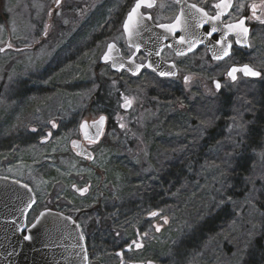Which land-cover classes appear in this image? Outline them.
<instances>
[{
  "label": "rangeland",
  "instance_id": "1",
  "mask_svg": "<svg viewBox=\"0 0 264 264\" xmlns=\"http://www.w3.org/2000/svg\"><path fill=\"white\" fill-rule=\"evenodd\" d=\"M129 1L0 0V176L34 193L29 223L51 209L99 239L139 235L140 252L92 264H264V78L113 72L100 61L111 42L128 52ZM106 80L112 103L96 100ZM103 114L89 162L70 143Z\"/></svg>",
  "mask_w": 264,
  "mask_h": 264
},
{
  "label": "flooded vegetation",
  "instance_id": "2",
  "mask_svg": "<svg viewBox=\"0 0 264 264\" xmlns=\"http://www.w3.org/2000/svg\"><path fill=\"white\" fill-rule=\"evenodd\" d=\"M220 2L221 0H153V7H141L140 13L142 17L138 26L143 31L144 18L150 17L149 19L154 28H160L150 30L149 27H146L149 31L146 34L152 36L153 50L160 51L159 58L161 62L168 65L171 64L177 70L178 76L175 79H182V82H193L194 77L186 75L184 73L186 69L184 68L191 66L193 69L202 70V68L211 66L216 71H221V78L225 82L227 79L230 80L228 73L232 68L244 65L250 66L259 72L260 75L257 79H250L243 77L241 72H238L237 79L242 76L243 79L258 82L264 78V71L254 65V59L251 60L255 54L254 39L258 35H261L259 38L264 36V23H261V21H264V0H231V8H215L214 5ZM135 3L136 0L126 2L120 18L122 36L128 50V54L126 51L121 50L125 59L131 58L134 54V50L128 46L127 33L124 31L123 25ZM191 5L202 8L208 13L209 17H215L220 12H223V14L219 20L207 19L201 12H197L196 8H192ZM252 5H256L255 15L252 13ZM178 18L180 23L176 25L173 31H168L165 27L161 28L164 25L171 26L176 24ZM240 20H244V26L249 29L247 34L249 48H243L237 43V40L240 42V39L244 36L242 33H238L236 29L228 28L229 24H237ZM201 21L205 22L201 23ZM213 27L216 29L214 32L212 31ZM222 41L223 43H221ZM227 44L232 46L229 50V55L220 61L213 60L212 53H214V56L220 54ZM190 45L191 51H189ZM211 50L214 51L211 53ZM135 62L146 66L148 62L147 54L144 51H140L135 58ZM143 71L151 70L144 68ZM215 82H218L221 86L219 80L213 81V85ZM86 145L90 150L91 144ZM82 233L86 241L89 264H92L94 259L106 260V262H111L114 259H124L126 255L138 253L141 249L137 241L138 234L135 240L118 241L115 238L99 239L105 233L100 229L94 235H89L86 231H82ZM129 264L149 263L131 261Z\"/></svg>",
  "mask_w": 264,
  "mask_h": 264
},
{
  "label": "water",
  "instance_id": "3",
  "mask_svg": "<svg viewBox=\"0 0 264 264\" xmlns=\"http://www.w3.org/2000/svg\"><path fill=\"white\" fill-rule=\"evenodd\" d=\"M144 20L143 31L137 26L131 39L127 34L128 46L134 50L133 56L125 59L121 48L111 42L108 44L100 64L110 65L115 73L127 72L134 77L139 76L144 68L155 72L160 78L177 77L178 72L175 67L161 62L160 51L153 50L152 36L146 34L149 32L146 27H149L150 30L160 28H154L149 18L146 17ZM109 45L115 46L111 52H109ZM239 45L249 48L248 35L240 39ZM140 51H144L148 56L146 66L135 62ZM213 51L211 50V53ZM212 54L213 60H218L215 59L214 53ZM105 55H108V60L104 59ZM220 60L222 59L218 61ZM252 70L256 71L253 68ZM162 73L164 74L162 75ZM237 74L238 72L235 73L236 77ZM241 75L252 79L259 77L246 76L242 72ZM228 78L231 81H236L229 75ZM217 83H214V87L219 90L216 87ZM129 108V104L125 105L124 111L127 112ZM101 117H104L102 125L98 123ZM85 124L86 127H82ZM106 126L107 115H101L95 121H83L80 125V139L71 141L70 147L78 156L92 162L94 155L86 144H98L105 133ZM36 203V197L28 186L0 176V264H89L85 238L80 226L73 218L47 209L41 212L44 213L42 217L40 213L35 221L30 226L28 225V215ZM38 218L39 223H36ZM27 235L32 236V239L26 240L24 237Z\"/></svg>",
  "mask_w": 264,
  "mask_h": 264
},
{
  "label": "snow or ice",
  "instance_id": "4",
  "mask_svg": "<svg viewBox=\"0 0 264 264\" xmlns=\"http://www.w3.org/2000/svg\"><path fill=\"white\" fill-rule=\"evenodd\" d=\"M148 7L151 8L153 7V0H136L135 6L131 9V11L128 13V17L126 22L123 25L124 31L128 34L129 39L132 38L133 34H134V30L135 28L138 26L139 22H140V18L142 17V14L139 12V9L141 7ZM192 8H196L197 12H201L203 14L204 17H206L207 19H220V16L223 14V12L218 13L215 17H209L208 13L205 12L202 8H197L196 5H191ZM215 8L217 9H228L232 7L231 4V0H221L220 3L215 4L214 5ZM252 13L253 15H255L256 13V5H252ZM150 18V17H149ZM257 19H259V17H257ZM205 21H201V23H203ZM180 23L179 18L177 19L176 24L168 26V25H164L163 27H165L168 31H173L176 27V25H178ZM261 23H264V21H261ZM229 29H236L238 30V33H242L244 36H247L249 29L247 27L244 26V20H240L237 24H229L228 25ZM212 31H216L215 27H213ZM223 43V41L221 42ZM237 43H239V40H237ZM114 45H109V52H111L112 48H114ZM231 44H227L223 50L221 51L220 54H218L217 56H215V59H223L225 56L229 55V50L231 49ZM189 51H191V45L189 46ZM182 54V53H181ZM105 60H108L109 57L108 55H105L104 57ZM237 72H242L244 75L248 76H259L260 73L253 71L252 68H250L248 65H244L242 68H232L231 71H229L228 75L233 79L236 80L237 77L235 75V73ZM164 73H162L163 75ZM216 87L219 89L220 85L219 83H217ZM127 104H130L131 101L130 100H126ZM104 121V117L100 118V121L98 122L99 124H103ZM53 127H55V124H53ZM82 127H86L85 125H82ZM33 131H35V129H33ZM83 191H87V189H83ZM44 215V213H41L40 216L42 217ZM155 215V213H154ZM36 223H39V218L37 219ZM33 227H35V224H33ZM26 240H31L32 236L27 235L24 237Z\"/></svg>",
  "mask_w": 264,
  "mask_h": 264
},
{
  "label": "trees",
  "instance_id": "5",
  "mask_svg": "<svg viewBox=\"0 0 264 264\" xmlns=\"http://www.w3.org/2000/svg\"><path fill=\"white\" fill-rule=\"evenodd\" d=\"M111 82L112 81L106 80L100 86V89L96 94V100L98 102H106V100H108L110 101V103H112L113 98L117 96V92L115 91L113 86H111Z\"/></svg>",
  "mask_w": 264,
  "mask_h": 264
}]
</instances>
